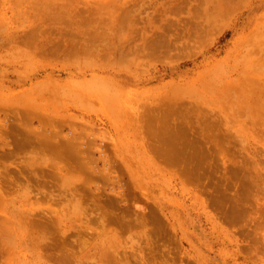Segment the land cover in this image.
<instances>
[{
	"label": "rangeland",
	"instance_id": "rangeland-1",
	"mask_svg": "<svg viewBox=\"0 0 264 264\" xmlns=\"http://www.w3.org/2000/svg\"><path fill=\"white\" fill-rule=\"evenodd\" d=\"M0 264H264V0H0Z\"/></svg>",
	"mask_w": 264,
	"mask_h": 264
},
{
	"label": "bare ground",
	"instance_id": "bare-ground-1",
	"mask_svg": "<svg viewBox=\"0 0 264 264\" xmlns=\"http://www.w3.org/2000/svg\"><path fill=\"white\" fill-rule=\"evenodd\" d=\"M23 39H24V38H23ZM128 48H129V47H128ZM75 54H76V52H75ZM103 77H104V76H103ZM90 81H91V80H90ZM80 83H81V82H80ZM86 83H87V82H86ZM90 84H91V83H90ZM97 84H98V82H97ZM97 84H95V85H97ZM77 85H78V84L76 83V86H77ZM92 85H93V84H92ZM90 86H91V85H90ZM97 86H98V85H97ZM72 87H74V86H72ZM77 87H78V86H77ZM84 87H86V85H84ZM87 87H88V85H87ZM98 87H99V86H98ZM98 87H95V88H98ZM80 88H81V87H80V85H79V89H80ZM36 89H37V88H36ZM88 89H89V88H88ZM105 89H106V88H105ZM65 90H66V88H65ZM83 90H84V89H83ZM98 90H101V88H100V89L98 88ZM53 91H54V90H53ZM59 91H63V90L61 89V90H59ZM74 91H75V90H74ZM89 91H90V90L87 91V89H86L85 93H86V92H89ZM101 91H102V90H101ZM79 92H80V91H79ZM90 92H91V91H90ZM65 93H66V91H65ZM69 93H71V90H70V92H68V94H69ZM100 93H101V92H100ZM106 93H108V92H106ZM108 94H109V93H108ZM108 94H107V95H108ZM72 95H73V94H72ZM72 95H70V96L72 97ZM79 95H80V94H79ZM81 95H82V93H81ZM101 95H102V93H101ZM104 96H105V95H104ZM107 98H108V97H107ZM74 99H75V101H77L75 96H74ZM77 102H78V101H77ZM107 102H108V101H107ZM109 103H110V102H109ZM85 104H87V103H85ZM103 105H104V104H103ZM111 105H112V104H111ZM104 106H105V105H104ZM87 107L89 108V106H87ZM106 107H107V106H106ZM107 109H108V108H107ZM108 110H109V109H108ZM115 110H116V109H115ZM109 112H110V111H109ZM115 112H116V111H115ZM125 112H126V111H125ZM133 114H134V113H133ZM112 115H113V114H112ZM42 117H43V116H42ZM42 117H41V118H42ZM151 118H152V117H151ZM154 118H155V117H154ZM156 118H157V117H156ZM42 119H43V118H42ZM44 120H46V119L44 118ZM137 120H138V119H137ZM165 128H166V127H165ZM121 145H122V144H121ZM122 147H123V146H122ZM124 147H125V146H124ZM129 148H130V147H129ZM165 149H166V148H165Z\"/></svg>",
	"mask_w": 264,
	"mask_h": 264
}]
</instances>
